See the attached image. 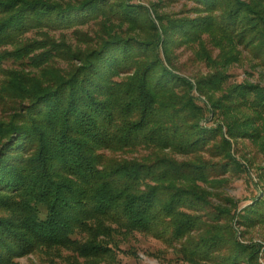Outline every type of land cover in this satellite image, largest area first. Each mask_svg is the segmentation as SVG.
Listing matches in <instances>:
<instances>
[{
  "label": "trees",
  "instance_id": "obj_1",
  "mask_svg": "<svg viewBox=\"0 0 264 264\" xmlns=\"http://www.w3.org/2000/svg\"><path fill=\"white\" fill-rule=\"evenodd\" d=\"M235 1L228 8L221 5L225 0H196L207 16L181 26L183 38L192 28L213 27L218 41L250 42L256 54L264 55V12L252 2ZM124 6L123 20L133 24L145 18L136 15L139 5ZM220 7L226 11L216 15ZM111 9L110 0H0V47L18 46L12 53L0 52V69L12 56L20 64L13 70H35L29 76L6 75L12 82L0 91L7 98L2 113L9 112L0 117V264H19L18 257L38 248L60 246L75 247L85 257L110 258V246L117 244L105 238L117 231L166 242L182 264H257L255 247L239 244L228 224L232 202L221 198V206L210 205L211 196L200 185L218 182L208 178V162L174 156L199 154L221 127L202 124L207 105L197 104L190 82L163 64L157 41L121 36L106 27L101 44L88 43L95 45L88 51L60 49L49 41L48 50L33 53L34 41L22 42L29 31L109 18ZM57 60L66 67H57ZM76 60L79 65L70 63ZM246 84L236 87L242 100L234 110L261 112L264 88ZM239 103L214 106L224 117ZM245 120L224 121L230 138H257L231 129ZM216 144L215 151L234 161L226 138ZM142 147L149 152L140 158L105 154ZM258 148L264 157V139ZM204 203L213 209L202 212ZM241 216L246 226L263 220L264 199L248 205ZM91 229L99 232L86 242L75 237Z\"/></svg>",
  "mask_w": 264,
  "mask_h": 264
},
{
  "label": "rangeland",
  "instance_id": "obj_2",
  "mask_svg": "<svg viewBox=\"0 0 264 264\" xmlns=\"http://www.w3.org/2000/svg\"><path fill=\"white\" fill-rule=\"evenodd\" d=\"M58 3H78L83 0H51ZM204 2V0H201ZM244 2H252L254 7L260 12H264V0H241ZM235 0H225L222 5L233 7ZM126 3H134L139 5L137 16L143 15L145 18L137 20V22H127L123 20V7ZM243 3V2H242ZM112 9L108 17L91 18L88 22L80 25L63 27V28H43L40 30L29 31L23 36L24 39L34 41L36 47L33 53H39L43 49L48 50L46 44L51 41L58 48L63 49L65 45L72 46L74 50L81 52L88 51L94 46L88 47V43L101 44V36L106 27L109 32L122 36V33L130 34L138 39L151 40L158 42L159 55L163 64L171 69L174 73L187 79L191 85V94L196 96L199 105H207L206 120L202 124L215 127L219 125L221 129L215 130L211 135V141L201 147L199 154L182 155L174 154L177 160L191 159L194 161H206L210 165L209 179L216 178L218 182L210 181L207 184L200 183L201 187L206 188L210 194V200L214 207L221 206V198L228 199L232 202L233 207L231 220L229 225L235 232V238L242 245L254 246L257 250V264H264V219L249 223L242 222L243 210L259 199H264V157L258 146L264 139V110L256 112L246 107L235 109L236 105H241L239 90L236 88L243 83H249L251 88H264V55L256 54L255 45L250 42L236 46L227 42L218 41L221 36L218 35L213 27H195L193 33L183 38L181 26H190L192 19H200L207 16L203 4H199L196 0H110ZM225 4V5H224ZM256 4V5H255ZM216 11L218 15L224 9ZM228 13V12H227ZM130 18L131 16H127ZM142 17V16H141ZM184 20V22H183ZM179 24V27H177ZM181 29V30H180ZM199 32L197 33V31ZM238 33V32H237ZM156 37V38H155ZM237 41V37L234 36ZM79 42H83L80 44ZM87 42V43H86ZM44 46V48H39ZM18 46L0 47V52L12 53ZM164 49V53L162 52ZM76 53V52H74ZM55 60V59H54ZM75 66L79 65L78 60L70 62ZM56 66L65 68L66 63L62 60L56 61ZM20 64L15 62L13 57H8L3 62L0 69V91H7L10 84V73L31 74L35 70L25 68L22 70H13ZM55 66V65H54ZM2 70L7 74L1 73ZM216 74L214 75V73ZM219 76H222L219 79ZM123 77V75H122ZM121 77V78H122ZM222 81V82H221ZM250 87V86H249ZM179 91L181 86L177 87ZM176 89V90H177ZM199 89H202L200 92ZM240 93V92H239ZM0 94V117H8V113H2L4 95ZM4 98V99H3ZM230 114L222 117L220 112L214 106V103L228 105ZM8 105V103H7ZM212 105V106H211ZM248 118L242 125L236 127L233 125V131H246L247 134L255 133L260 140H250L247 137L241 138L236 136L230 138L227 133L226 122H232L233 118ZM1 119V118H0ZM241 120V119H240ZM245 123V124H244ZM263 124V125H262ZM236 128V129H234ZM244 129V130H243ZM229 131V132H227ZM230 135V134H229ZM229 141L230 157L234 161L227 160L223 154L213 146H218L216 142L220 138ZM251 137V136H250ZM211 149V150H209ZM167 153V150H164ZM149 150L142 148L124 151L122 153L106 152L107 156H117L123 158H140L147 155ZM190 160V161H192ZM239 164H236V162ZM240 163L242 165H240ZM213 182V183H212ZM211 183V184H210ZM220 203V204H218ZM204 203L201 204L202 212L211 211L212 206ZM258 215V214H256ZM252 217L255 215L252 214ZM255 219V218H253ZM224 222V221H223ZM223 222H221L223 225ZM227 224V225H228ZM97 229H91L85 233L78 232L75 237L80 243H84ZM113 237V238H112ZM110 239L105 238L106 242L115 240L117 246L113 248L112 256L97 258L91 256H81L75 247L60 246L51 248H38L26 255L17 258L19 264H182L177 262V255L173 248L166 242L145 233H132L129 236L123 232H114ZM77 240V241H78ZM78 242V243H79ZM177 262V263H176ZM186 264V263H185Z\"/></svg>",
  "mask_w": 264,
  "mask_h": 264
}]
</instances>
